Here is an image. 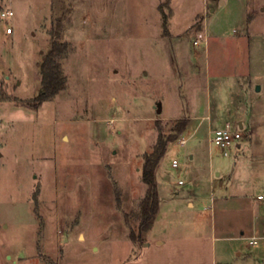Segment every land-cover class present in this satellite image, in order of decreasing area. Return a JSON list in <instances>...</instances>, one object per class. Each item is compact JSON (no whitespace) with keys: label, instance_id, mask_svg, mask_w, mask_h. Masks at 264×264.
I'll use <instances>...</instances> for the list:
<instances>
[{"label":"rangeland","instance_id":"obj_1","mask_svg":"<svg viewBox=\"0 0 264 264\" xmlns=\"http://www.w3.org/2000/svg\"><path fill=\"white\" fill-rule=\"evenodd\" d=\"M7 10L15 16L2 19ZM61 15L67 87L35 110ZM0 93L10 98L0 101V264H182L172 248L144 255L148 236L130 238L144 155L180 119L189 124L157 171L153 228L200 248L183 264L211 260L212 217L199 213L222 190L237 182L264 196V0H0ZM226 123L243 126L228 157L211 142Z\"/></svg>","mask_w":264,"mask_h":264},{"label":"crops","instance_id":"obj_2","mask_svg":"<svg viewBox=\"0 0 264 264\" xmlns=\"http://www.w3.org/2000/svg\"><path fill=\"white\" fill-rule=\"evenodd\" d=\"M10 27L13 29L12 26ZM13 34H15V29ZM239 126L243 129L241 124H239ZM236 183L234 184L236 185ZM185 184L184 182L183 185ZM235 185L232 189L230 187L222 190L220 192V194H222L221 198L216 199L213 204L204 206L199 213L200 217H203V220H208V218L212 217L210 229L212 230V235L215 237V244H213L212 254L210 253V249L208 250L207 248L208 256L211 259L209 262L212 264H233L234 262H238V264H264V245L262 248H254L248 244V239L251 237L264 236V196L261 193L258 194L256 198L252 199L245 193H237L239 192V185ZM201 195L203 194L201 193ZM204 197L205 195L201 197V201L204 200ZM260 197H263V199H259ZM217 206L220 209V213L216 210ZM195 210L196 209H190V211ZM160 216L161 213L159 211L155 224L160 219ZM200 224L202 225V229H206L208 226V222L206 221L201 220ZM151 230L152 231L148 235V242L144 244V249L140 252L144 253V255H146L145 252L149 253V250L153 248L152 243L158 248L157 252L159 251L161 254L165 252L167 248H169V250L172 248L173 253L169 255L171 261L175 259V261L181 260L183 262L184 260L186 263L189 258V252L193 257H195L193 250L198 249L200 252L199 247L194 249H188L185 246L182 247L181 244L183 241H187L186 238L180 241H176L180 239L179 237H174L172 239L167 237L161 238L154 234V228ZM219 240H232L239 246L235 248L234 254L229 255L230 252L228 253L222 246L217 245ZM131 242L134 244L133 241ZM203 247L204 246H201V248ZM131 250H133V248ZM173 255H175V257ZM230 256L232 257L230 258ZM191 260H193L192 264H203L199 262L198 257L195 259L191 258ZM132 261L134 264H140V259L138 257L132 258L129 263H132ZM209 262L207 263L210 264Z\"/></svg>","mask_w":264,"mask_h":264},{"label":"trees","instance_id":"obj_3","mask_svg":"<svg viewBox=\"0 0 264 264\" xmlns=\"http://www.w3.org/2000/svg\"><path fill=\"white\" fill-rule=\"evenodd\" d=\"M64 15L56 20L51 31L50 49L43 56L39 64L41 73V89L36 98L29 102V106L37 110L44 103L50 102L67 87L66 78L60 60L67 53L69 45L62 42ZM10 98H3L0 93V101ZM189 122L187 119H180L170 129L168 133L160 132L155 147L152 152L144 155L142 179L147 186L145 198L140 204V222L136 231L132 230L130 238L134 243H144L146 237L152 231L157 216L159 215L161 198L158 191L157 171L162 164V160L167 154L171 144L176 142L180 135L187 130Z\"/></svg>","mask_w":264,"mask_h":264},{"label":"built area","instance_id":"obj_4","mask_svg":"<svg viewBox=\"0 0 264 264\" xmlns=\"http://www.w3.org/2000/svg\"><path fill=\"white\" fill-rule=\"evenodd\" d=\"M15 13L11 10H7V12H2V19H6L7 17H14ZM7 33L13 34L14 29L11 27H7ZM242 133L239 129V126H235L233 124L226 123L224 127L215 129L212 135V144L216 146L218 149H220L225 157H228L230 155V152L233 147H239L241 148V141H242ZM186 139L182 138L179 141V144L186 145ZM172 167L174 169L180 168V162L178 160L172 161ZM184 181L181 180L179 182V185H183ZM259 199H263V197H260ZM264 242V236L258 237L253 236L250 239H248V244L254 248L260 247L261 243Z\"/></svg>","mask_w":264,"mask_h":264},{"label":"water","instance_id":"obj_5","mask_svg":"<svg viewBox=\"0 0 264 264\" xmlns=\"http://www.w3.org/2000/svg\"><path fill=\"white\" fill-rule=\"evenodd\" d=\"M259 90V87L257 88V91ZM161 112V111H160Z\"/></svg>","mask_w":264,"mask_h":264}]
</instances>
